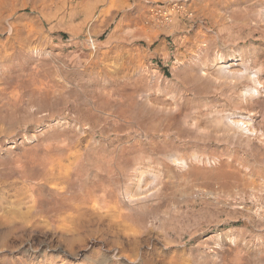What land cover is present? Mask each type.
I'll return each instance as SVG.
<instances>
[{
	"label": "rangeland",
	"instance_id": "obj_1",
	"mask_svg": "<svg viewBox=\"0 0 264 264\" xmlns=\"http://www.w3.org/2000/svg\"><path fill=\"white\" fill-rule=\"evenodd\" d=\"M263 10L264 0H0V264H61L58 256L70 264H97V256L115 252L118 264H131L121 249L131 230L117 235L93 226L71 258L59 236L33 234L28 185L33 157L59 158L57 147L72 133L66 122L102 116L98 107L125 101L123 93L135 81L158 104H179L166 117L138 112L180 132H170L173 151L211 159L186 179L163 184L157 205L167 222L141 237L138 252L156 264H264V89L237 109L231 87L210 86L193 75L218 53L235 54L263 81ZM139 115L128 121H147ZM221 115L228 122L245 117L257 137L231 144L221 136ZM184 116L197 120L200 140L181 127ZM136 126L119 135L132 141ZM84 138V146L92 140ZM228 158L232 168L224 164ZM117 181L105 176L96 199L116 191ZM47 191L42 196L49 198Z\"/></svg>",
	"mask_w": 264,
	"mask_h": 264
},
{
	"label": "bare ground",
	"instance_id": "obj_2",
	"mask_svg": "<svg viewBox=\"0 0 264 264\" xmlns=\"http://www.w3.org/2000/svg\"><path fill=\"white\" fill-rule=\"evenodd\" d=\"M261 14L264 22V12ZM232 67H243L244 70L240 72L231 69ZM194 70L193 75L196 77V81L214 87L218 85L231 87L233 94L231 99L236 102L237 109H241V106L247 104L249 98L260 97L261 89H264V80H259L253 74L250 63L244 57L238 59L235 54L227 56L218 53L210 63L201 64ZM138 84L139 81H135L132 84L133 87L130 86L123 93L125 101L121 103L115 101L108 108L99 106L98 110L102 116L66 122L72 133L57 147L56 152L58 151L59 154H56L60 159L55 157L56 155L43 152L44 156H35L31 161L28 202L32 215V232L34 234L37 230H43L45 235L59 236L58 242L66 247L64 253L70 258L75 257L78 246L91 237L92 232L89 230L93 226L103 225L107 226L108 230H116L117 235L124 231H133L131 235L128 234L127 247L121 248L122 251L129 252L128 256L133 259L130 261L131 264H156L154 261L145 259L144 255L138 252V246L141 244L142 236H148L164 227L167 222L166 218L168 217L165 218L164 208L157 205L164 183L177 179L184 180L199 166L211 162L209 156L205 154L182 155L173 151L177 145L175 140L170 139V132L172 134L176 132L173 131L171 123L164 124L165 120L158 124L155 122V125L151 124V120H147V116L146 119L141 115L147 121L136 122L137 126L128 121L130 114L134 117L139 115L140 110L156 115L164 114V116L172 115L179 110V104L175 100L170 105H160L153 101L151 93L139 91ZM243 85L244 87H241ZM140 113L142 112L140 111ZM141 116L138 117L140 120H142ZM172 118L174 117L172 116ZM131 119H135V117H131ZM193 119L185 117L180 123L181 127L191 130L196 136H199L202 133L199 131L197 120ZM245 119L243 117L241 121L228 122L227 115H221L217 121L218 127L222 128L221 136L230 140L228 142L231 140L234 142L236 139L243 141L254 138L257 135L255 133L256 126L254 125L255 129L252 130V125L248 124L249 120ZM135 120L137 121V118ZM160 120L161 118L158 121ZM250 120L252 121V119ZM155 121L157 120L155 119ZM60 124L62 125V120L54 121V125ZM135 126L138 131H135L136 137L132 141L130 139L125 141L126 138L123 139V135H119L125 129L133 130ZM175 126L177 127V125ZM209 130L207 129V131ZM205 131L203 129L202 132ZM178 133L180 134V132ZM207 133L209 134V132ZM179 134L178 136H180ZM35 136L34 139L37 138ZM85 136L91 137L92 140L90 139L91 141L84 146ZM199 137L200 140L201 135ZM97 138H101V140H97ZM159 138H162V141H159ZM196 140L198 139L196 138ZM190 143L195 144L191 140ZM241 144L242 142L239 145L241 146ZM72 150H77V152L73 153ZM32 156L34 155L32 154ZM232 161L229 159L224 162L225 166L232 168ZM110 175L118 180L116 183L118 189L112 192L110 190L109 192L103 191L100 198L96 199L97 192L104 189H101L102 180L105 176L110 177ZM150 178H153L154 181L150 182ZM44 190H48L46 194L49 198H46L45 194V198L42 196ZM128 223L130 225H127ZM53 249L52 245L49 246V250ZM119 254L118 252L112 256L100 254L99 257L91 260L97 264H118V260L122 259ZM49 256L53 258L51 255ZM58 258H61V264H70L67 258L61 256ZM88 259L90 258L88 257Z\"/></svg>",
	"mask_w": 264,
	"mask_h": 264
},
{
	"label": "built area",
	"instance_id": "obj_3",
	"mask_svg": "<svg viewBox=\"0 0 264 264\" xmlns=\"http://www.w3.org/2000/svg\"><path fill=\"white\" fill-rule=\"evenodd\" d=\"M163 14L165 15L166 21H169V20H171V15L169 14V12H168V11H164V13H163Z\"/></svg>",
	"mask_w": 264,
	"mask_h": 264
}]
</instances>
